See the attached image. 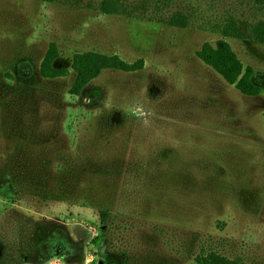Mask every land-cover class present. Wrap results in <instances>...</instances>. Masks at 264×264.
I'll use <instances>...</instances> for the list:
<instances>
[{"label":"rangeland","instance_id":"obj_1","mask_svg":"<svg viewBox=\"0 0 264 264\" xmlns=\"http://www.w3.org/2000/svg\"><path fill=\"white\" fill-rule=\"evenodd\" d=\"M176 6L205 27L0 0V264H197L210 247L264 264V44L226 38L258 96L196 55L224 38L216 22L264 20V0ZM51 42L66 77L41 75ZM87 51L145 67L104 69L72 95Z\"/></svg>","mask_w":264,"mask_h":264},{"label":"trees","instance_id":"obj_2","mask_svg":"<svg viewBox=\"0 0 264 264\" xmlns=\"http://www.w3.org/2000/svg\"><path fill=\"white\" fill-rule=\"evenodd\" d=\"M42 2H60L88 9L99 10L107 15H121L128 18L146 20L153 23H162L171 27L190 28L205 27V22L200 21L193 12L176 6L177 0H38ZM211 29L224 38L215 45L205 42L196 52L197 57L206 65L212 67L228 84L234 85L242 94L258 96L263 91L262 81L255 78L254 68L245 67L238 54L234 51L226 38H247L251 41L264 44V20L245 22L234 16L224 22H216ZM60 57L59 46L51 42L41 64V75L44 78L56 79L70 74L67 68L55 66ZM143 58L128 62L120 55H107L98 51L76 53L72 58V70L76 73L74 84L69 92L80 95L82 91L104 69H115L124 72L143 70ZM108 212H101L105 221ZM100 237L94 241L98 243ZM197 264H243L240 258H233L216 248H203L195 256Z\"/></svg>","mask_w":264,"mask_h":264},{"label":"flooded vegetation","instance_id":"obj_3","mask_svg":"<svg viewBox=\"0 0 264 264\" xmlns=\"http://www.w3.org/2000/svg\"><path fill=\"white\" fill-rule=\"evenodd\" d=\"M67 247L65 240H59V242L56 243L55 250L57 253H61L63 250H65ZM99 264H116V262L113 260V258H108V260H100Z\"/></svg>","mask_w":264,"mask_h":264}]
</instances>
